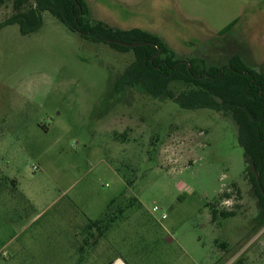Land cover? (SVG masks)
Masks as SVG:
<instances>
[{"label":"rangeland","instance_id":"1","mask_svg":"<svg viewBox=\"0 0 264 264\" xmlns=\"http://www.w3.org/2000/svg\"><path fill=\"white\" fill-rule=\"evenodd\" d=\"M85 2L103 3L95 17L107 25L154 33L179 56L223 63L239 49L264 67V12L250 14L260 6L219 36L179 18L176 0H149L131 17L114 0ZM11 12L1 6L0 23ZM132 59L48 11L34 33L0 27V264H264L234 122L114 92ZM212 206L235 215L212 220ZM100 220L102 236L88 227Z\"/></svg>","mask_w":264,"mask_h":264},{"label":"trees","instance_id":"2","mask_svg":"<svg viewBox=\"0 0 264 264\" xmlns=\"http://www.w3.org/2000/svg\"><path fill=\"white\" fill-rule=\"evenodd\" d=\"M7 4L12 12L0 27L17 24L22 34H31L40 28L42 13L48 11L93 42H105L120 52L131 50L133 59L115 76L114 92L131 94L136 90L150 98L170 99L183 109H209L232 119L247 164L245 170L258 200L257 222L264 224V67L247 64L244 51L239 49L223 63H208L202 56H179L155 34L91 20L85 0H0V7ZM239 21L240 18L232 21L216 34L230 33ZM120 42L145 43L125 46ZM251 162L258 179L250 169ZM210 212L212 220L235 215L234 211H219L213 206ZM88 227L100 232L99 236L106 229L102 220L91 221ZM243 261L240 257L233 264H244Z\"/></svg>","mask_w":264,"mask_h":264},{"label":"crops","instance_id":"3","mask_svg":"<svg viewBox=\"0 0 264 264\" xmlns=\"http://www.w3.org/2000/svg\"><path fill=\"white\" fill-rule=\"evenodd\" d=\"M148 1L149 0H114V3L119 5V7H123V8L125 7L128 8L130 11H132L128 14V17H131V13H133V11L136 8L138 9L144 7ZM176 1L178 2L180 9L178 10V8L175 5L174 8L179 18H181L188 25H192V26L198 25V27L201 26L204 29V31L210 32L211 34H216L218 31L223 29L232 21L241 18L243 15L248 13L253 7L255 6L256 7L260 6L262 8L264 7L262 0H215L216 1L215 3L214 0H176ZM100 4L96 2L95 3L96 8L90 9L91 6L88 5L87 2L88 8L90 7L89 11L90 13H92L91 18L94 20H100V21L103 20L102 22L105 23L107 22L106 17H102V19L95 17V14L97 15L100 12L103 14L102 11L105 12V9L103 7L101 9ZM262 8L261 9L258 8L259 9L258 11L251 12L250 14L252 15L262 14L264 12V8L263 10ZM108 15L111 18L110 20H112L114 16L110 14ZM112 25L115 26V28H119V29L135 28V27H130V28L118 27L117 25H114L113 22ZM261 45L264 47V32L261 36ZM170 46H175V45H170ZM96 239L97 238L92 233L91 234L89 233V237L86 238V242H89L90 244L93 245L95 244ZM115 259L110 261L108 264H111Z\"/></svg>","mask_w":264,"mask_h":264},{"label":"water","instance_id":"4","mask_svg":"<svg viewBox=\"0 0 264 264\" xmlns=\"http://www.w3.org/2000/svg\"><path fill=\"white\" fill-rule=\"evenodd\" d=\"M110 41L111 42H116L115 40H110ZM142 43H145V42H137V43L120 42V44L125 45V46H136V45H140ZM250 169H251L252 173L254 174L255 178L258 179V175H257V173L255 171V167H254V164L252 162L250 163ZM258 185L261 188L260 183H258ZM261 191L263 192L262 189H261ZM111 264H126V263L124 262V260L121 257H118Z\"/></svg>","mask_w":264,"mask_h":264},{"label":"built area","instance_id":"5","mask_svg":"<svg viewBox=\"0 0 264 264\" xmlns=\"http://www.w3.org/2000/svg\"><path fill=\"white\" fill-rule=\"evenodd\" d=\"M157 210H158V208H157L156 206H154V207H153V211H157ZM165 217H166V215L163 214V215H162V218H165Z\"/></svg>","mask_w":264,"mask_h":264}]
</instances>
